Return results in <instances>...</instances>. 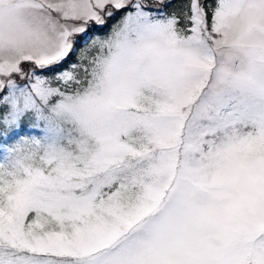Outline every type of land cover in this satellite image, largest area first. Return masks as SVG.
Returning a JSON list of instances; mask_svg holds the SVG:
<instances>
[{"label":"snow or ice","instance_id":"6c2138e0","mask_svg":"<svg viewBox=\"0 0 264 264\" xmlns=\"http://www.w3.org/2000/svg\"><path fill=\"white\" fill-rule=\"evenodd\" d=\"M0 264H264V0H0Z\"/></svg>","mask_w":264,"mask_h":264},{"label":"trees","instance_id":"16d2710c","mask_svg":"<svg viewBox=\"0 0 264 264\" xmlns=\"http://www.w3.org/2000/svg\"><path fill=\"white\" fill-rule=\"evenodd\" d=\"M174 2H175L177 5H179V4L182 2V0H174Z\"/></svg>","mask_w":264,"mask_h":264}]
</instances>
